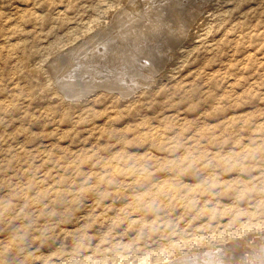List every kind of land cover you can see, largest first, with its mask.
I'll use <instances>...</instances> for the list:
<instances>
[{
    "label": "rangeland",
    "instance_id": "rangeland-1",
    "mask_svg": "<svg viewBox=\"0 0 264 264\" xmlns=\"http://www.w3.org/2000/svg\"><path fill=\"white\" fill-rule=\"evenodd\" d=\"M160 1L0 0V264H195L263 239L264 0ZM131 2L164 6L139 27ZM117 29L109 63L148 42L162 65L128 55L129 89L58 78Z\"/></svg>",
    "mask_w": 264,
    "mask_h": 264
},
{
    "label": "bare ground",
    "instance_id": "bare-ground-1",
    "mask_svg": "<svg viewBox=\"0 0 264 264\" xmlns=\"http://www.w3.org/2000/svg\"><path fill=\"white\" fill-rule=\"evenodd\" d=\"M155 1V0H154ZM160 1V0H159ZM167 1V0H166ZM166 1H165V5H167V8H168V4H166ZM169 1V0H168ZM172 1V0H171ZM170 1V2H171ZM177 1V0H176ZM179 1V0H178ZM189 1V2H188ZM187 2L188 3H193L194 4V2L192 1V0H188ZM136 2V1H135ZM161 2V1H160ZM164 1H162V3H163ZM180 2H181V0H180ZM179 2V3H180ZM186 2V3H187ZM207 2V1H206ZM132 3L133 2H131L130 4H128L129 5V8L130 9H132L133 11L135 10V11H138V13H136L137 15H135V13L132 11H130V9L129 8H127V9H123V10H127V14H129L128 15V19H129V17H131L132 19L134 18V22L133 23H136V24H139V27L140 26H143V24L145 23V21L144 20H147V22L148 21H151L152 20V17L153 16H155L156 17V8H161L162 7V5L164 6V4H157L155 7H153V8H151V9H149V8H145V10H142V9H144V8H141L140 6H143V5H138L137 3L135 4V5H132ZM140 3H142L141 1H140ZM178 3V2H177ZM175 4V3H174ZM169 5H171V4H169ZM173 5V4H172ZM178 5V4H177ZM177 5H175V6H177ZM145 6V5H144ZM147 6V5H146ZM180 6H184L183 5V3L180 5ZM180 6L178 5V7L180 8ZM185 6H186V4H185ZM184 6V7H185ZM177 7V8H178ZM182 7H181V9H178L177 11H178V14L180 15V14H184V10H182ZM155 8V9H154ZM165 8V7H164ZM175 8V7H174ZM129 9V10H128ZM155 10V11H154ZM158 10V9H157ZM121 11V10H120ZM160 11V10H159ZM162 11V10H161ZM173 11V10H172ZM175 11V10H174ZM124 12V11H123ZM123 12H121V13H123ZM158 12V11H157ZM120 13V12H119ZM175 13V12H174ZM173 13V14H174ZM187 13H188V11H187ZM187 13H186V15H187ZM123 14H125V16H127L126 15V12L125 13H123ZM159 14V13H158ZM120 15V14H119ZM166 15H167V12H166ZM192 15V14H191ZM195 15V14H194ZM159 16H160V14H159ZM182 16V15H181ZM124 17V16H123ZM165 17V16H164ZM116 18H117V16H116ZM118 18H119V16H118ZM126 18V17H125ZM158 18V17H157ZM160 18V17H159ZM182 18V17H181ZM186 18V17H185ZM189 18V17H188ZM120 19V18H119ZM118 19V20H119ZM123 19V18H122ZM128 19L126 18V20L128 21ZM132 19H131V21H132ZM184 19V18H183ZM193 19V18H192ZM155 20V19H154ZM164 20V19H163ZM179 20V19H178ZM177 20V21H178ZM122 21H124L125 22V19H123ZM130 21V23H132ZM153 21V20H152ZM184 21H185V19H184ZM118 23H119V21H117ZM153 22H155V21H153ZM157 22V21H156ZM162 22V21H161ZM164 22V21H163ZM162 22V23H163ZM166 22V21H165ZM179 22H181V21H179ZM178 22V23H179ZM121 23V22H120ZM152 23V22H151ZM150 23V24H151ZM178 23H176V24H178ZM124 25L125 23H121V25ZM128 24H129V22H128ZM128 24H126L127 25V27L129 26ZM158 25H159V23H157ZM113 25V24H112ZM121 25H118V28H119V26H121ZM122 25V26H123ZM148 25V24H147ZM155 25V24H154ZM165 25H169V23L167 24V22H166V24ZM145 26V25H144ZM151 26H152V24H151ZM157 26V25H156ZM161 26H163V25H161ZM124 27V26H123ZM131 27H132V25H131ZM154 27V26H153ZM152 27V28H153ZM160 27V26H159ZM170 27V26H169ZM121 28V27H120ZM129 28V27H128ZM133 28V27H132ZM131 28V29H132ZM135 28H138V26L136 27L135 26ZM134 28V29H135ZM145 28H146V26H145ZM151 28V27H150ZM163 28V27H162ZM167 28V27H166ZM124 29V28H123ZM123 29H120V31L121 30H123ZM130 29V28H129ZM147 29V28H146ZM160 30H161V27L159 28ZM164 29V28H163ZM115 30V29H114ZM118 30V29H117ZM141 30V29H140ZM156 31H158L157 30V27H156V29H155ZM159 30V31H160ZM174 30V29H173ZM116 31V30H115ZM119 30L116 32V34H115V32H114V35H110V37L109 38H105L104 36L105 35H102V37H104L105 38V40L103 41V42H101V43H99V44H94L93 43V45H98L99 46V50H95V51H93V52H90L89 54H87L86 53V55L88 56V58L87 57H84V58H86L85 60H83V61H80V60H76V57L74 58L73 56V58H69L68 60H66V64H65V66H64V69H63V71L61 72V74H59V76H58V78L59 77H61V79H62V77L65 75L66 76V78L68 77L69 78V76L70 75H72V77L75 75V76H77V74H82L81 76H82V80H80V81H82V82H85L84 84L86 85V86H89L90 84H91V86L93 85V86H96V84L97 85H99V86H108V87H123V86H125V85H127L128 86V89H129V84H131V86L132 87H134L135 88V86H138L137 85V81L135 80L134 81V79H135V77L136 76H131V73H132V71H130V70H127V68L129 67V65H133V64H136V65H138V66H140V67H146V63L148 64V66L149 67H151L152 69H151V71L154 69V68H157V67H159V66H161L162 65V59L163 58H158V56H155L156 55V52H154V48L155 47H157V46H154V44H149L148 42H146V46H144V47H140L141 45H139V46H136V48L135 49H133V50H131V53L129 54L128 53V55L130 56V59H131V61H130V59L128 58L129 56L127 55V58L129 59V65H127V63H126V59H125V56H123V58H124V60L122 61L121 60V62L122 63H124V67L123 66H120V64H119V62H118V65H114V64H111V63H109V61L111 62L112 61V59H110L111 57H115V56H117L118 54L120 55V53H119V50L120 49H118V46L120 47V45H117L116 43H114L113 41H112V38H114L116 35V38L118 37V35H119V32H120ZM134 32V34H136V32H138V31H135V30H133ZM144 31V30H143ZM162 31V30H161ZM94 32V31H93ZM122 32V31H121ZM128 32H130V31H128ZM128 32H126V33H128ZM131 32H132V30H131ZM130 32V33H131ZM140 32H142V31H140ZM145 32H146V30H145ZM153 32L155 33V31L153 30ZM164 32H166V36L165 37H163V34H165ZM123 33V32H122ZM143 33V32H142ZM141 33V34H142ZM147 33V32H146ZM154 33H150V35L151 34H154ZM110 34V33H109ZM112 34V33H111ZM149 34V33H148ZM160 34L161 35H158V33H155V37L153 36V35H151V36H153V38H159V40H161V42H159V43H163V42H165V43H167V42H173V43H178L179 42V40H182V39H180V37H176L175 36V34H172V33H170V34H168V31L166 30H163L162 32H160ZM107 35V34H106ZM120 35H121V33H120ZM119 35V36H120ZM125 35V34H124ZM131 35V34H130ZM142 35H144V33L142 34ZM129 36V34L127 35V37ZM134 36V35H133ZM136 37H137V35H135ZM147 36V35H146ZM121 37V36H120ZM119 37V38H120ZM132 37V36H131ZM139 37V36H138ZM103 38V39H104ZM125 39H126V37H124ZM141 38V37H140ZM147 38V37H146ZM145 38V39H146ZM148 38H150V37H148ZM147 38V39H148ZM183 38V37H182ZM115 39V38H114ZM118 39V38H117ZM128 39V38H127ZM135 39V38H134ZM134 39H132V40H134ZM137 39V38H136ZM139 39V38H138ZM137 39V40H138ZM152 39V38H151ZM156 39V40H157ZM122 40V39H121ZM120 40V41H121ZM124 40V39H123ZM122 40V41H123ZM141 40H142V38H141ZM119 40H118V42H120ZM136 41V40H135ZM139 41V40H138ZM146 41V40H145ZM144 41V42H145ZM152 41V40H151ZM158 41V40H157ZM132 42V41H131ZM154 42V41H153ZM123 44H121L122 45V47H124V42H122ZM128 43H130V41L128 42ZM133 43V42H132ZM135 43V42H134ZM138 43V42H137ZM85 44V43H84ZM126 44H127V41H126ZM156 44V43H155ZM171 44V43H170ZM92 45V44H91ZM117 45V46H116ZM143 45V44H142ZM160 45V44H159ZM158 45V46H159ZM83 46V45H82ZM81 46V47H82ZM126 46V45H125ZM128 46V45H127ZM131 46V45H130ZM171 46H175L174 44L173 45H171ZM170 46V47H171ZM80 47V46H79ZM78 47V48H79ZM90 47V46H89ZM95 47V46H94ZM83 48V47H82ZM82 48H81V50H82ZM87 48V47H86ZM96 48H97V46H96ZM131 48H133V47H131ZM163 47H157V50H161ZM88 49V48H87ZM92 49H94L93 47H92ZM118 49V50H117ZM152 49V50H151ZM154 49V50H153ZM171 49H172V47H171ZM89 50H91V49H89ZM122 50V49H121ZM126 50V49H125ZM129 50H130V48H129ZM75 51V50H74ZM83 51H84V48H83ZM124 51V50H123ZM128 51V50H127ZM171 51V50H170ZM73 52V51H72ZM87 52V51H86ZM122 52V51H121ZM75 53V52H74ZM79 53V52H78ZM78 53H76L75 55H77ZM82 53V52H81ZM123 53V52H122ZM126 53V52H125ZM124 53V54H125ZM83 54H85V51H84V53ZM74 55V54H73ZM93 55V56H92ZM159 55V54H158ZM160 55H162V53H160ZM79 56V55H78ZM82 56H84V55H82ZM68 57V56H67ZM118 57V56H117ZM117 57H115L116 59H117ZM82 58V57H81ZM80 58V59H81ZM122 58V59H123ZM143 58V61H144V64L142 63V64H137V62L136 61H138L139 62V60H141ZM78 59V58H77ZM100 59V60H99ZM103 60V61H102ZM108 62H107V61ZM118 60V59H117ZM61 61V60H60ZM65 61V60H64ZM94 61H95V63H94ZM99 61H102V65L99 63ZM113 61H115V60H113ZM120 61V60H119ZM135 61V63H133ZM81 62V63H80ZM117 62V61H116ZM120 62V63H121ZM128 62V61H127ZM142 62V61H141ZM113 63V62H112ZM100 64V65H99ZM63 65V64H62ZM75 65H76V68H73V66L75 67ZM83 66V67H82ZM134 66V65H133ZM59 67V66H58ZM121 67H123V68H121ZM125 67H126V70L125 71H122V69L124 70L125 69ZM132 67V66H131ZM137 67V66H136ZM143 67V69H145ZM63 68V67H62ZM79 68L81 69V71L80 72H77V70L76 69H78L79 70ZM74 69V70H73ZM133 69V68H132ZM148 69H150V68H148ZM158 69V68H157ZM73 70V71H72ZM137 71H138V68H137ZM145 71V70H144ZM149 71V70H148ZM155 71V70H154ZM157 71H159V70H157ZM57 72V71H56ZM128 72V73H127ZM134 72V71H133ZM59 73V72H58ZM125 73H127V74H125ZM135 73H137L138 74V72H134V74ZM145 73H147V72H145ZM156 73V72H155ZM154 73V74H155ZM150 74H152V73H150ZM125 75V76H124ZM136 75V74H135ZM139 75V74H138ZM144 75V74H143ZM149 75V74H148ZM80 76V75H79ZM93 76H95L96 77V79L94 78L93 79ZM140 76H142V75H140ZM147 76V75H146ZM145 76V77H146ZM153 76H155V75H153ZM83 77H86L85 79L83 78ZM92 77V78H91ZM128 78V79H126V81H128V82H126L125 80H124V78ZM132 77H134V79L132 78ZM143 77V76H142ZM148 77V76H147ZM151 76H149V78H150ZM68 78L66 79V80H68ZM70 78H71V76H70ZM69 78V79H70ZM121 79L122 81H120L119 79ZM138 78V77H137ZM136 78V79H137ZM144 78V77H143ZM60 79V78H59ZM65 79V78H64ZM74 79V78H73ZM77 79V78H76ZM83 79L85 80V81H83ZM142 79V78H141ZM93 80L95 81L94 83H93ZM70 81V80H69ZM76 81H78V79L76 80ZM98 81V83H96ZM118 81H120V82H122V83H119ZM138 81H141V80H138ZM62 82H65V81H61V83ZM67 82V81H66ZM144 81L142 80V83H143ZM129 83V84H128ZM59 84V83H58ZM69 84V83H68ZM75 84V83H74ZM78 84V83H77ZM77 84H75V85H77ZM141 84V83H140ZM144 84V83H143ZM70 85V84H69ZM69 85L67 86V84L65 85V86H67V87H69ZM73 85V84H72ZM75 85H73V86H75ZM80 85V84H79ZM78 85V86H79ZM65 86H63V88L65 87ZM98 86V87H99ZM76 87V86H75ZM97 87V86H96ZM126 87V86H125ZM82 88V87H81ZM80 88V89H81ZM88 88V87H87ZM86 88V89H87ZM124 88V87H123ZM117 89V88H116ZM73 90H75V88L73 89ZM77 90V89H76ZM125 90H127V89H125ZM70 91V90H69ZM119 91V90H118ZM123 91V90H122ZM66 92V91H65ZM77 92V91H76ZM75 92V93H76ZM79 92V91H78ZM81 92H83L82 90H81ZM121 92V91H120ZM129 92V91H128ZM67 93H68V91H67ZM86 92H85V90H84V93H82V94H85ZM71 94H73V92L71 93ZM123 94V93H122ZM128 94V93H127ZM75 95V94H74ZM74 95H72L73 97H76V96H74ZM78 95H79V93H78ZM77 95V96H78ZM82 96V95H81ZM75 99V98H74ZM247 236V235H246ZM248 238H250V237H248ZM262 240H260V241H258V243H253V244H251V243H248V244H250V245H248L246 248H244L239 242V244H237V243H235V241H233L234 243H225V244H222L221 246L220 245H218L217 247L218 248H202V249H200L199 251H192V253L191 254H193V256L195 257L194 259L196 260L195 262V264H264V236H262ZM246 238H244V240H245ZM243 240V239H242ZM257 241V240H256ZM237 242V241H236ZM242 242V241H241ZM245 244V243H244ZM220 246V247H219ZM246 246V245H245ZM214 247V246H213ZM248 248V249H247ZM244 252V253H243ZM189 253V252H188ZM244 254V256H241V254ZM187 256H189L188 254H186ZM191 257H192V255H191ZM183 259H184V256L182 257ZM186 258V257H185ZM190 257H188V259H189ZM181 259V258H180ZM192 259H193V257H192ZM176 260V259H175ZM178 261H179V259H178ZM182 261H184V260H182ZM190 261H192V260H190ZM160 262V261H159ZM159 262H157L158 264H159ZM173 262V261H172ZM176 262V261H175ZM150 263V262H149ZM148 263V264H149ZM156 263V264H157ZM168 263H170V262H168ZM188 263V262H187ZM192 263H193V261H192ZM144 264V263H143ZM161 264V263H160ZM164 264V263H163ZM166 264V263H165ZM191 264V263H190Z\"/></svg>",
    "mask_w": 264,
    "mask_h": 264
}]
</instances>
